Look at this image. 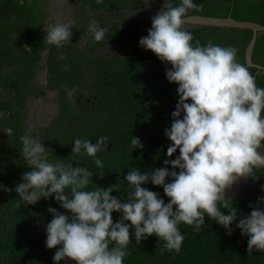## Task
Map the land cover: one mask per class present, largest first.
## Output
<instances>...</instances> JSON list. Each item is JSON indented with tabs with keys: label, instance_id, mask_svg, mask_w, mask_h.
<instances>
[{
	"label": "clouds",
	"instance_id": "1",
	"mask_svg": "<svg viewBox=\"0 0 264 264\" xmlns=\"http://www.w3.org/2000/svg\"><path fill=\"white\" fill-rule=\"evenodd\" d=\"M193 9L201 10L194 0H179L175 6L173 0H163V7L151 17L148 34L139 40L141 48L171 65L165 76L178 85V101L164 135L171 142L166 156L171 158L177 150L179 154L165 159L164 167L129 170L124 177L131 189L126 200L112 195L120 191L118 184L92 188L94 174L87 167L59 159L50 162L52 150L44 141L30 134L21 137L30 170L15 185L18 206L54 198L66 210L61 213L48 207L53 218L45 225V245L56 249L54 264L69 259L76 264H124L131 238L140 243L153 235L164 241L161 253H179L185 239L179 225L199 232L206 217L227 235L239 229L241 236L248 237V254L264 252V196L250 203L251 211L242 215L226 194L241 177H250L255 168L264 167V155L259 151L264 146V88L237 61V48L211 41L193 45L192 33L183 27ZM43 31V42L58 51L72 40V27L67 23H47ZM91 32L96 41L105 36L95 21ZM25 48L31 50V46ZM58 59L65 57L61 53ZM63 68L70 70L67 64ZM95 141L74 139L71 154L91 157L103 168L97 153L108 149V137ZM131 145L143 148L138 137L132 136ZM149 182L163 188L167 202L159 193L142 187ZM114 212L119 214L115 221Z\"/></svg>",
	"mask_w": 264,
	"mask_h": 264
},
{
	"label": "trees",
	"instance_id": "2",
	"mask_svg": "<svg viewBox=\"0 0 264 264\" xmlns=\"http://www.w3.org/2000/svg\"><path fill=\"white\" fill-rule=\"evenodd\" d=\"M107 2L109 0H103L102 5L105 6ZM194 2L201 7V10L193 9L187 15L232 17L239 21L264 25V0H194ZM13 5L16 6L17 3ZM150 27L151 24L146 26L144 36L148 34L147 30ZM187 31L193 35V45L196 41L201 45L211 41L222 47L237 48V61L246 64V48L253 37L251 29L202 26ZM74 41L68 42V47H63L59 51L55 46L51 49L50 66L54 72H57L58 78L55 84L64 83L66 88L78 85L73 81L75 79L79 81L82 75L81 57L74 49ZM27 44L31 46L32 53L25 48H21V51L25 58L30 55L33 59L46 45L43 40L35 41V38L29 36ZM135 52L142 58L159 60L151 50H145L140 46ZM61 53L65 57L64 60L58 59ZM252 61L264 67V34L258 36L256 40ZM64 64L69 66V71L64 70ZM170 67L169 64L167 68ZM256 75V85L264 88V72ZM154 76L155 78L150 79L151 82L146 81L142 76L140 79L137 77L138 81L135 82V92L149 93L147 102L144 98L127 99L124 96L126 92L121 93V90L129 84V79L126 81L120 78L111 81L107 90L105 87L104 106L100 109V113L89 114L87 119L81 122L78 118L79 123L76 128L70 131L71 140L66 138L61 142L62 144L56 145L59 148L71 145V148L76 138L87 137L89 140H96L100 136H106L108 149L97 153L104 163L103 168H98L91 157L74 156L71 154V149L68 150L69 152L65 150L58 153L59 156L56 157L49 155V161L56 162L59 159L66 164L71 162L73 166L87 167L94 174L90 187L118 184L120 191H113L112 195L126 200L127 193H130L131 189L128 188L124 177L129 170L138 168L141 172H147L153 168L164 167L165 159H174L173 156L171 158L166 156L167 147L171 142L164 135V130L170 127V124L163 118V111L176 106L178 85L168 82L167 79L164 82L162 80L165 78L164 72L158 65L153 66ZM95 81L93 86L96 84L97 87L99 80L96 78ZM132 136L140 139L143 144L142 149H133ZM175 154L178 155L179 151L177 150ZM142 187L159 193L165 202L168 201L162 187L150 182L143 184ZM8 196L10 198L8 207L2 208L0 204V264H54L52 257L56 249H48L45 245V225L53 218L48 212V207L57 208L61 213L66 210L60 208L54 198L41 199L35 205L18 206L19 198L15 190L8 191ZM112 215L114 221L119 218L116 212ZM179 228L185 237L179 253L167 250L161 253L164 241L155 235L140 243L132 237L124 264H264V252L254 250L253 253L248 254V237L241 236L239 229H236L232 235H227L224 228L208 217L205 218V224L199 232L183 223ZM132 231L130 229V235ZM59 264H76V262L69 259L62 260Z\"/></svg>",
	"mask_w": 264,
	"mask_h": 264
},
{
	"label": "flooded vegetation",
	"instance_id": "3",
	"mask_svg": "<svg viewBox=\"0 0 264 264\" xmlns=\"http://www.w3.org/2000/svg\"><path fill=\"white\" fill-rule=\"evenodd\" d=\"M109 2L104 6L103 0H23V3L0 0V185L6 188L0 189L2 208L9 205L8 191H14L12 187L21 182V174L30 170L22 153V136L30 134L39 138L52 150L51 156H59L58 153L72 148L71 145L63 148L56 145L66 138L71 140L70 131L76 128L78 118L81 122L89 114L100 113L105 87L107 90L111 81L129 79L121 93L126 92L127 99L144 98L147 102L149 93L142 95L134 91L137 77L151 82L150 79L155 78L154 65H158L165 76L169 64L142 58L135 52L146 26L152 23L151 17L163 7V0ZM173 3L175 6L179 0ZM93 21L96 27L105 30L101 41L92 36ZM47 23L71 25V41L75 40L74 49L82 62V75L79 81H73L78 85L66 88L64 83L55 84L57 72L50 66L52 46L46 44L34 59L30 55L23 56L21 48L29 46L28 36L35 41L44 40L43 29ZM183 27L186 30L199 28L185 24ZM67 47L68 43L64 45ZM28 51L32 53V49ZM254 65L245 64L256 82V74L264 69L259 64ZM96 78L99 80L97 87L93 86ZM162 80L165 82L166 76ZM174 109L163 111V118L169 124ZM90 142L96 141L90 139ZM259 151L264 155V146ZM13 177L16 179L12 180ZM226 194L234 200L233 205L242 215L248 214L249 204L264 196V167L255 168L250 177H241Z\"/></svg>",
	"mask_w": 264,
	"mask_h": 264
},
{
	"label": "water",
	"instance_id": "4",
	"mask_svg": "<svg viewBox=\"0 0 264 264\" xmlns=\"http://www.w3.org/2000/svg\"><path fill=\"white\" fill-rule=\"evenodd\" d=\"M184 24L190 27L214 26L221 28L251 29L253 31V37L246 48L245 58L248 65L256 66L252 61V53L258 36L264 34V25L251 21H239L232 17L220 18L196 14L186 16ZM260 68L264 69L263 66ZM172 119L171 117L170 122Z\"/></svg>",
	"mask_w": 264,
	"mask_h": 264
}]
</instances>
